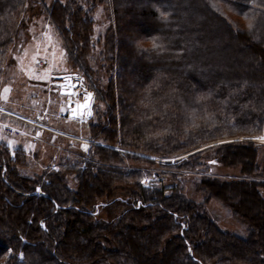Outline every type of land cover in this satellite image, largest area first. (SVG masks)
<instances>
[{
    "label": "trees",
    "instance_id": "16d2710c",
    "mask_svg": "<svg viewBox=\"0 0 264 264\" xmlns=\"http://www.w3.org/2000/svg\"><path fill=\"white\" fill-rule=\"evenodd\" d=\"M37 2L61 28L71 59L86 76L96 74L90 65L95 53L91 17L100 2L108 10L111 24L100 61L107 85L96 75L108 110L100 119L104 123L93 128L96 137L136 152L174 156L213 139L264 131V0H0V77ZM120 92L129 98L121 114ZM120 134L122 140L115 141ZM95 148L92 162L74 169V191L68 173L48 168L28 177L21 170L30 165L28 152L0 145V211L4 202L16 207L0 235L2 264H112L104 254L114 256L117 245L106 247L97 239L105 231L114 238L122 234L114 224L118 216L108 212V219L96 224L92 212L95 203L111 196L112 177L98 169L123 163L126 155ZM159 164L164 171L148 186L142 170H136L132 203L117 206L122 218L155 220L150 239L154 247L157 235L180 234L181 243L167 246L158 264H264V222L254 219L243 193L249 190L252 203L264 212V144L216 143ZM216 164H238L240 174L219 182L210 175V166ZM124 171L117 169L114 180L134 178ZM221 187L239 205L227 204ZM190 188L229 206L235 217L244 219L246 233L223 230L206 201L188 194ZM126 228L121 237L128 257L118 264H144L133 229Z\"/></svg>",
    "mask_w": 264,
    "mask_h": 264
},
{
    "label": "rangeland",
    "instance_id": "374dc122",
    "mask_svg": "<svg viewBox=\"0 0 264 264\" xmlns=\"http://www.w3.org/2000/svg\"><path fill=\"white\" fill-rule=\"evenodd\" d=\"M48 1L50 2L51 0ZM229 14L232 17H237V15L230 12ZM91 19L94 21L92 46L95 47V53L91 56L90 65L96 74L86 76L79 72L81 68L71 59L61 28L54 23L51 17L46 15L39 2L32 5V10L25 17V25L20 33L19 40L7 55V61L3 66L0 77V145L6 144L11 151L16 147H22L26 150V153L28 152L30 165L21 168L22 173L28 177H35L36 171L41 172L48 168L50 171L68 173L69 185L74 191L77 188L74 169H76L78 164L85 163L84 161L92 162L91 155L95 152L96 146L108 147L120 152L122 155H126L123 163H110L105 165L104 168L98 169V171L103 170L112 177L111 196H105L100 202L95 203L94 211L92 212L96 216L94 218L95 223L101 224L103 220L108 219V212H111L113 216H118V218L122 215L120 208L117 207L118 205L124 203L127 206L132 203V190L136 188V170H142V175L145 176L144 180L146 181L144 183L148 186L150 181L156 180L159 177L158 175L164 171L159 164L160 161L181 159L184 158L187 152L174 156H153L122 147L118 143L107 142L102 136L96 137L93 128L100 122L101 117L106 115L108 110V101L102 97L97 86L99 83L96 77V75H100L103 84L107 85L106 73L101 72L100 68L101 55L105 44L104 37L111 24L108 10L104 3L100 2L97 4ZM69 24L71 29L72 23L69 22ZM71 35L75 37V34L71 33ZM61 72H78L84 77L85 88L88 89V92H79L77 98L78 101L84 102L86 93L92 94L93 109L89 117L86 118L81 115L72 117L68 112L66 115L63 113L68 111V98L60 94V87L56 83V75ZM38 77L47 78L40 79ZM5 87L9 88L7 93L3 92ZM125 99L128 100L129 98L127 99L126 95L120 92L119 108H117V112L120 114ZM100 123L104 122L101 121ZM123 124L125 123L123 122ZM42 131H45V133L43 134ZM37 132H40V134H37ZM32 134H34L33 137L31 136ZM259 136H264V131L256 135L235 134L217 138L198 147L235 140H254L264 144V140L255 138ZM121 140V134L117 135L115 141L120 142ZM85 144L88 145L87 150L83 147ZM136 158L143 160H137ZM154 161L157 162L155 163ZM259 163H262L261 157L259 158ZM82 167H86V164H83ZM239 167L238 164L231 166L211 165L210 175L215 176L219 182L232 180L233 175L238 176L240 174ZM117 169L123 172L127 170V173L133 175L134 178L123 176L118 180H114ZM198 177L201 176L198 175ZM221 189L227 198L225 201L227 204L232 202L235 205L239 202V199L233 196L234 194L229 193V189L224 190L222 187ZM248 192L250 191L248 190ZM248 192H243L245 196L244 205L252 206L251 214L255 217L254 219L259 223L264 222L261 220L264 218L261 205L256 202L252 203ZM188 194L198 200L206 201L212 216L223 230L238 234L246 233L247 228L243 223L244 219L241 221L240 218L235 217L228 208L229 206L216 200V198L206 199L202 193L193 192L192 188H190ZM261 194L264 195L263 191H261ZM7 195L13 200L10 193H7ZM3 206L4 209L2 212L0 211V235H4V230L8 227L7 215L11 210L16 209L13 202H8V204L4 202ZM149 211L151 212V210ZM118 218H116L114 224H116L117 232L122 234L114 238L112 234L105 231L108 235L103 232L104 234H101L97 239L106 247L113 246V244L117 245L118 249L114 252V256H109L108 252L104 254L105 258L110 260L112 264H118V260L121 261L127 256L126 252L128 250L123 246V237H121L123 234L124 236L127 234L129 229L126 228L127 226L130 228L133 225L136 226L135 230L132 228L135 234L132 237L135 243L142 247L141 258L144 264L161 263L166 247L181 243L179 242L180 234L173 231L168 236L157 235L158 245L154 247L150 242L154 235V229H152L155 223L154 219L142 217L131 220L127 217L122 218V216ZM109 220L108 223L113 221L112 218H109ZM43 228L45 229L46 226ZM84 242L90 244L87 239ZM219 243L218 241L216 242L217 247L220 246ZM5 244L7 243L5 242ZM21 258H24V255ZM67 260L72 261L71 258ZM2 262L3 260L1 259L0 264ZM173 264H176V262Z\"/></svg>",
    "mask_w": 264,
    "mask_h": 264
},
{
    "label": "built area",
    "instance_id": "2783aa9c",
    "mask_svg": "<svg viewBox=\"0 0 264 264\" xmlns=\"http://www.w3.org/2000/svg\"><path fill=\"white\" fill-rule=\"evenodd\" d=\"M64 77H70V79L65 80L63 79ZM56 83L59 85L60 89H62L64 84H73L74 88L73 89H69L67 91H74L76 94L72 95V96H68L66 93V96L68 98L67 100V108L69 109V101L72 102V105L74 106L76 102L78 101L77 95L79 92L81 91H86L88 92V89L85 88V83H84V77L78 73V72H68V73H63L61 75H56ZM71 116L72 112L70 110L68 111H64L63 113L66 115L68 114Z\"/></svg>",
    "mask_w": 264,
    "mask_h": 264
},
{
    "label": "snow or ice",
    "instance_id": "6c2138e0",
    "mask_svg": "<svg viewBox=\"0 0 264 264\" xmlns=\"http://www.w3.org/2000/svg\"><path fill=\"white\" fill-rule=\"evenodd\" d=\"M161 16L162 17H166L167 13H163L162 12ZM249 27H251V25H249ZM38 78L46 79L47 77H38ZM63 79L68 80V79H70V77H64ZM73 88H74L73 84H70V83L69 84H64L62 89H61V91H66L68 96H72V95H75L76 93L74 91H67V90L73 89ZM8 91H9L8 87H5L3 89V92H5V93H7ZM91 95H92L91 93H86L85 102L84 103L76 102L74 106L72 105V102L69 101V109L68 110H70L73 115L79 114V115L82 116V112L80 110L81 109L87 110L89 108V105H88L87 101L90 99ZM5 98H7V97H5ZM89 114H90V112H89ZM255 138L259 139V140H264V136H259V137H255ZM9 143H11V142H9ZM83 147L85 148V150H87L88 145L85 144ZM206 147H209V146L206 145ZM213 163H214V161H213ZM20 256L23 257V253H20Z\"/></svg>",
    "mask_w": 264,
    "mask_h": 264
},
{
    "label": "crops",
    "instance_id": "0c3cea01",
    "mask_svg": "<svg viewBox=\"0 0 264 264\" xmlns=\"http://www.w3.org/2000/svg\"><path fill=\"white\" fill-rule=\"evenodd\" d=\"M60 94L63 96L62 93H60ZM84 102H85V101H84ZM84 102H83V103H84ZM87 103H88V105H89V108H88L87 110L84 111V114L86 115V117H89L90 114H92V109H93V105H92V103H93V102L89 100V101H87ZM89 112H90V114H89ZM42 133L44 134L45 131H42ZM37 134H40V132H37ZM31 136L33 137L34 134H32ZM43 139H44V138H43ZM39 145H40V144H39ZM39 145H38V146H39Z\"/></svg>",
    "mask_w": 264,
    "mask_h": 264
},
{
    "label": "water",
    "instance_id": "95a60500",
    "mask_svg": "<svg viewBox=\"0 0 264 264\" xmlns=\"http://www.w3.org/2000/svg\"><path fill=\"white\" fill-rule=\"evenodd\" d=\"M207 146H210V145L208 144ZM205 147H206V145H205V146H202V147H198V148H196V149H193V150L187 152V154H186L185 156H188V155H190V154H192V153H194V152H196V151H198V150H200V149H202V148H205ZM185 156H184V157H185ZM42 226L45 227V223H42Z\"/></svg>",
    "mask_w": 264,
    "mask_h": 264
},
{
    "label": "bare ground",
    "instance_id": "6f19581e",
    "mask_svg": "<svg viewBox=\"0 0 264 264\" xmlns=\"http://www.w3.org/2000/svg\"><path fill=\"white\" fill-rule=\"evenodd\" d=\"M84 111H85V110H84V109H82V116H83V113H84Z\"/></svg>",
    "mask_w": 264,
    "mask_h": 264
}]
</instances>
